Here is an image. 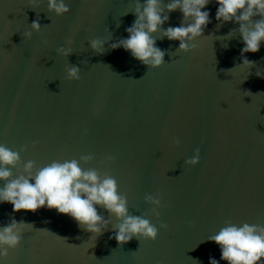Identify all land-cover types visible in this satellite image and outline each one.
Wrapping results in <instances>:
<instances>
[{
    "label": "water",
    "instance_id": "95a60500",
    "mask_svg": "<svg viewBox=\"0 0 264 264\" xmlns=\"http://www.w3.org/2000/svg\"><path fill=\"white\" fill-rule=\"evenodd\" d=\"M66 2L70 11L57 16L47 0H0V143L20 153L14 176L29 160L35 172L53 160L92 155L80 162L82 169L113 176L130 214L148 218L159 231L154 240L133 237L121 246L110 238L111 225L97 235L54 208L12 213L6 202L0 223L14 216L33 227L3 264L220 260L219 245L207 238L226 221L264 225V78L256 75L264 71V43L244 54L255 63L242 65L239 24L218 27L212 3L206 6L211 22L190 42L195 48L181 51L179 41L154 34L166 54L161 66L151 68L123 48L105 45L99 54L88 43L110 34L126 37L134 0ZM34 20L39 31L31 28ZM181 22L177 10L164 27ZM60 46L73 52L58 54ZM71 64L80 68V79L68 78ZM196 149L198 163H185ZM149 194L161 199L159 217L144 199Z\"/></svg>",
    "mask_w": 264,
    "mask_h": 264
},
{
    "label": "clouds",
    "instance_id": "9594fccd",
    "mask_svg": "<svg viewBox=\"0 0 264 264\" xmlns=\"http://www.w3.org/2000/svg\"><path fill=\"white\" fill-rule=\"evenodd\" d=\"M212 3L217 5L215 19L219 22L218 27L224 22L239 24L238 31L243 41L242 65L251 67L255 62L244 54L259 51L264 43V0H167L166 3L165 0H134L131 12L135 20L125 28L128 33L126 37L113 40L110 34L91 39L88 43L99 54L105 52V45L108 50L123 48L143 65L156 68L165 62L166 50L157 46V36L154 34L159 33L160 38L170 41H179L178 49L181 51L195 48V44L190 42L201 37L204 28L211 22L210 9L206 6ZM47 7L57 16L70 11L66 0H47ZM177 10L182 13V22L165 28L170 14ZM31 28L39 31V21L34 20ZM23 35L30 38L32 33L28 31ZM67 43L71 44L72 41L69 39ZM56 52L67 57L73 51L71 47L60 46ZM79 73L77 65L67 67L69 79H80ZM256 75L264 78V71H257ZM174 143L178 144L179 140H174ZM92 159V155H83L80 160H53L35 172V162L29 160L23 164L22 173L14 176L12 168L20 164V153L0 143V204L10 203L12 213L54 208L58 213L73 218L83 230L97 235L111 225L113 232L110 238L121 246L133 237L156 239L157 226L142 215L130 214L127 196L119 192L113 176L108 172L101 174L98 168L82 169L80 162ZM106 159L112 161L114 157L109 155ZM198 161L199 149H196V154L185 163L195 165ZM144 199L154 206L151 211L159 217V195L149 194ZM101 208L118 222L113 224L109 218H105L99 211ZM225 225L207 238L219 245L220 260L228 264H264V225L245 222L238 226L230 221H226ZM29 227H33L31 223L17 221L14 216L7 223H0V264L8 256L9 249H15L20 244L22 233ZM160 228H167V224L161 223ZM220 260L209 256V264H220Z\"/></svg>",
    "mask_w": 264,
    "mask_h": 264
}]
</instances>
